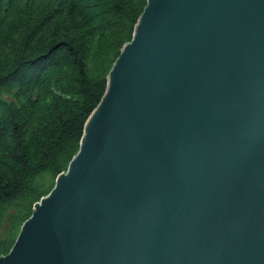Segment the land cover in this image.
<instances>
[{
	"label": "water",
	"instance_id": "obj_1",
	"mask_svg": "<svg viewBox=\"0 0 264 264\" xmlns=\"http://www.w3.org/2000/svg\"><path fill=\"white\" fill-rule=\"evenodd\" d=\"M107 82L0 264H264V0H147Z\"/></svg>",
	"mask_w": 264,
	"mask_h": 264
},
{
	"label": "trees",
	"instance_id": "obj_2",
	"mask_svg": "<svg viewBox=\"0 0 264 264\" xmlns=\"http://www.w3.org/2000/svg\"><path fill=\"white\" fill-rule=\"evenodd\" d=\"M147 0H0V257L77 154Z\"/></svg>",
	"mask_w": 264,
	"mask_h": 264
}]
</instances>
